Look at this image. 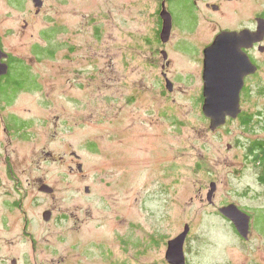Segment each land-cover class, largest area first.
<instances>
[{
  "label": "rangeland",
  "instance_id": "1",
  "mask_svg": "<svg viewBox=\"0 0 264 264\" xmlns=\"http://www.w3.org/2000/svg\"><path fill=\"white\" fill-rule=\"evenodd\" d=\"M196 1L0 0L9 79L24 86L0 100L14 124L4 140L0 121V264H168L186 224V264H264V164L248 151L264 141V54L241 95L247 123L210 130L202 112L203 49L261 3ZM230 203L250 216L247 239L218 211Z\"/></svg>",
  "mask_w": 264,
  "mask_h": 264
},
{
  "label": "water",
  "instance_id": "2",
  "mask_svg": "<svg viewBox=\"0 0 264 264\" xmlns=\"http://www.w3.org/2000/svg\"><path fill=\"white\" fill-rule=\"evenodd\" d=\"M35 7L40 9L43 0H32ZM162 26L160 39L166 43L171 35L172 16L167 10L165 2L162 3L160 12ZM27 23V21L25 22ZM264 35V20L260 21L256 31L250 30H221L213 38L212 42L203 49V68H202V112L209 120L210 130H215L224 125L227 119H236L242 112L241 90L244 85V78L254 73L256 66L253 65L244 51L254 42L262 40ZM163 58H167V52L161 51ZM8 53L2 49L0 40V79L8 72V64L2 59ZM165 66V65H164ZM163 66V67H164ZM167 88L172 90L173 84L164 73ZM75 156L76 154L73 153ZM79 168H81L79 166ZM211 188L207 193V200L213 203L215 182H211ZM41 191L53 192V188L47 184L40 187ZM88 190V187H86ZM218 211L227 218L235 227L239 235L247 239L250 233V216L243 212L233 203L218 208ZM51 212H43V219L48 221ZM189 232L186 224L184 230L175 238L168 240L165 259L168 264H186L184 254V242ZM15 263V260H13Z\"/></svg>",
  "mask_w": 264,
  "mask_h": 264
},
{
  "label": "flooded vegetation",
  "instance_id": "3",
  "mask_svg": "<svg viewBox=\"0 0 264 264\" xmlns=\"http://www.w3.org/2000/svg\"><path fill=\"white\" fill-rule=\"evenodd\" d=\"M188 1L190 2V4H192L191 5L192 6L191 10H194V12H195L196 5H197L196 2L197 1L196 0H191V1L190 0H187V2ZM226 1L227 2H232V1H236V0H226ZM243 1H247V0H243ZM259 1L261 3V7L260 8H257V7L251 8L252 12L250 14L248 13V15H246V17H244V19H243V22H244L243 23V26L239 30H247L248 29L250 31H256L258 29V26L260 24V21L264 20V0H259ZM224 6L225 5L221 1H218L217 3L216 2L206 3V5H205V7L207 9L212 10L213 12H219V11H221L222 8H224ZM159 15H160V13H159ZM171 16H172V13H171ZM159 19H160V22H162L161 16L159 17ZM172 19H173V16H172ZM186 19H188V17ZM189 19L190 20H188V21H190V22H195V20H196V18L193 15L190 16ZM229 30H237V29H229ZM244 51L247 53V55H248L251 63L256 66V70H255L254 73L248 74L244 78V85H243V88L241 90L240 97H241L243 91L249 89L250 86L257 85L258 82H259V72H260L261 67H262V63H261L262 57H261V55L264 54V35H263V38H262L261 41L254 42L250 47L244 48ZM2 60L8 64V72H9L10 62H11L10 54H8V56L6 58H3ZM8 72L6 73V75L8 74ZM163 75H164V72H163ZM1 78H3V77H1ZM8 85H10V84L9 83H6L4 80L3 81L2 80L0 81V100H3L5 102L8 101L9 99H11V98L7 99V97H5V96L9 95V90H7V86ZM11 95H12V93H11ZM0 108H1V106H0ZM13 119L19 121L21 123V127L22 128L25 127V123H24L23 120H21L20 118H18L16 116H13ZM0 121L5 122L4 123V126L2 127V132L4 134V140H7V134L8 133L10 134L11 126H13L14 124L11 121H8V116L4 117V116L1 115ZM2 122H0V123H2ZM6 122L8 124H6ZM76 157L79 158V156H77V155H76ZM5 159H7V155L5 156ZM46 159H50L49 161H51L52 163L55 161L54 158H53V156H51V152H46ZM78 166L81 167V164L79 163ZM70 170L73 171L72 167H70ZM3 174H5V176L6 177H9V178H16L15 171H13L12 169H9L8 163H6L5 171H3ZM1 182H2V180L0 178V183ZM43 184H47V183H42V185ZM40 187L41 186L39 185L38 186V191H41L40 190ZM42 192L43 193H46V194L53 193V192L49 193V192H45V191H42ZM47 210H49L51 212V214H50V218H51L52 211L49 208H47L45 211H47ZM48 221H46V222H48Z\"/></svg>",
  "mask_w": 264,
  "mask_h": 264
},
{
  "label": "trees",
  "instance_id": "4",
  "mask_svg": "<svg viewBox=\"0 0 264 264\" xmlns=\"http://www.w3.org/2000/svg\"><path fill=\"white\" fill-rule=\"evenodd\" d=\"M12 70H14L12 61L10 62V69L9 73L6 75V80H4L6 83H9L10 86H17L18 89L24 88L22 79L15 78V79H9V76L12 74ZM17 89V90H18ZM237 118H240L241 122L247 123V117H244L243 113L241 112ZM248 151L251 152L252 157L254 159V162L258 164H264V141L263 140H257L253 142L249 148ZM264 180V179H263Z\"/></svg>",
  "mask_w": 264,
  "mask_h": 264
}]
</instances>
